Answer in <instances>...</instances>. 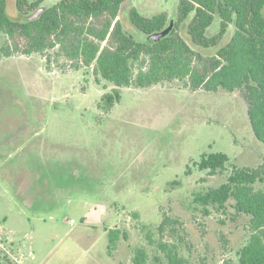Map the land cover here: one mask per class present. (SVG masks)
Returning a JSON list of instances; mask_svg holds the SVG:
<instances>
[{
    "label": "rangeland",
    "instance_id": "1",
    "mask_svg": "<svg viewBox=\"0 0 264 264\" xmlns=\"http://www.w3.org/2000/svg\"><path fill=\"white\" fill-rule=\"evenodd\" d=\"M14 1H7L12 16ZM178 1L125 0L119 19L134 32L131 8L169 20ZM217 27L216 19L209 33ZM232 32L231 25L225 41ZM55 51L48 65L35 53L0 60V246L13 264H133L135 247L166 264L159 243L183 264H237L248 216L232 200L217 209L193 196L225 181L232 165L262 161L264 144L239 93L192 91L178 81L122 87L119 102L103 113L97 103L111 86ZM216 152L230 160L222 172L193 165ZM113 229L127 239L110 251Z\"/></svg>",
    "mask_w": 264,
    "mask_h": 264
},
{
    "label": "trees",
    "instance_id": "2",
    "mask_svg": "<svg viewBox=\"0 0 264 264\" xmlns=\"http://www.w3.org/2000/svg\"><path fill=\"white\" fill-rule=\"evenodd\" d=\"M7 1L0 0V36L5 38L0 60L35 53L48 65L53 55L49 51L56 47L54 55L70 67H92L95 81L111 86L97 103L103 113L119 102L122 87L178 81L192 91L238 92L251 130L264 144V0H179L173 28L157 42L146 36L166 27L167 15L146 17L131 8L128 19L135 31L129 32L119 19L125 0H58L33 20L27 16L45 0H15V16L8 13ZM216 19L217 30L209 33ZM231 25L232 35L225 41ZM229 162L225 153L216 152L202 154L193 165L216 174ZM229 200L237 213L249 218L248 239L236 252L237 264H264V156L256 167L232 165L225 181L193 196L195 204L217 209ZM120 238L127 239V234L108 231L110 251ZM158 247L166 264H183L171 247ZM149 259L144 247L133 248V264H161L156 255ZM0 264H13L1 246Z\"/></svg>",
    "mask_w": 264,
    "mask_h": 264
},
{
    "label": "water",
    "instance_id": "3",
    "mask_svg": "<svg viewBox=\"0 0 264 264\" xmlns=\"http://www.w3.org/2000/svg\"><path fill=\"white\" fill-rule=\"evenodd\" d=\"M46 8L45 5L40 6L37 10H35L33 13L27 16L29 20H33L37 18ZM174 19L171 18L168 21V24L166 27H164L161 31L151 33L146 36V39L152 40L154 42L159 41L161 38L165 37L173 28Z\"/></svg>",
    "mask_w": 264,
    "mask_h": 264
}]
</instances>
